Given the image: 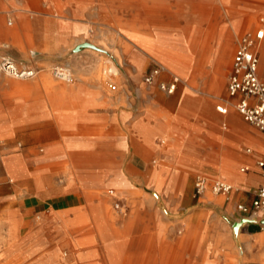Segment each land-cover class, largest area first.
<instances>
[{"label": "rangeland", "instance_id": "obj_1", "mask_svg": "<svg viewBox=\"0 0 264 264\" xmlns=\"http://www.w3.org/2000/svg\"><path fill=\"white\" fill-rule=\"evenodd\" d=\"M246 2L248 9L238 18L239 29L231 44L229 62L217 73L218 80L214 86L219 92L217 95L231 104L227 87L237 40L245 31L260 28L261 21L264 25V0ZM111 8L106 0L102 3L98 0H18V3L8 0L6 5L0 6V17L6 23L0 27L17 29L19 36L8 39L0 32V44L5 46L0 49V224L13 216L12 220L19 224V241L23 245L19 249V257H4L2 253L6 246L3 236L7 233L0 231V264H264V244L262 248L255 246L254 253L245 244L249 238L255 239L246 225L239 224L234 197L207 191L200 200L193 198L197 175L219 176L195 170L186 181L174 176L173 183L169 184L168 172L183 170L177 167L167 169L158 158L152 160L149 167L139 164L141 171L135 173L130 167L133 162L132 143L127 140L126 125L117 128L110 120L103 119L88 126L84 120L73 116L81 108L78 103L63 100L61 104H51L55 87H69L81 79L91 80L92 74L102 82L104 97L121 101V108L128 107L123 102L131 101L129 111L133 114L141 111L140 102L145 96L159 90L168 94L161 90L160 83L169 79H157L153 85L144 80L155 68L167 69L166 60L159 55L157 41L147 39L155 50L146 51L121 30L125 25L144 39L145 23L155 20L161 9L116 7L115 14H112ZM156 27H159L158 23ZM188 33V40L194 41L190 28ZM14 41L19 45L13 44ZM168 43L173 52L168 57H177L176 63L181 70H191L194 62L198 64L199 57L193 51L177 49L179 43L176 40ZM263 47L264 41L260 49L263 58L260 59L261 77L264 76ZM204 50L207 53L208 47ZM134 53L138 54L134 58L138 66L130 60ZM4 57L13 60L20 71H33L34 76L16 78L6 74L1 70ZM200 59L199 64L202 65L207 55L200 56ZM112 67L117 68L118 74H109ZM56 69L68 73L73 82L57 75ZM181 73L171 71L168 75L170 79L177 77L185 89L189 84ZM110 82L117 86L116 91L110 90ZM198 88V85L193 87L194 90ZM222 105V102L218 104ZM185 125L186 121L183 122ZM113 136L125 139L123 166L116 171L127 183L109 182L98 190L108 201L110 220L107 224L115 234L114 244L119 248L118 255L110 258L94 223L79 222L81 213L78 210L85 201L78 181L71 179L69 184L59 166L48 168L45 162L35 166L32 161L35 154L45 155L49 145L59 148L66 139ZM180 138L178 134L171 138L157 136L155 147H161L163 155L169 149H176ZM20 153L25 154L28 166L26 176L15 184L7 176L3 160ZM38 166L42 192L53 190L57 185H70L75 193V198L70 200L72 209L51 217V201L39 203L33 198L40 194L35 191L32 178ZM169 187L172 190L169 191ZM175 192L179 195L171 197ZM174 203L175 212L169 208ZM144 208L155 214L146 243L140 239ZM129 218L133 219L130 227ZM160 223L163 231L157 229ZM254 225L250 224V227ZM55 251L57 254L52 257ZM197 252L200 255L198 259Z\"/></svg>", "mask_w": 264, "mask_h": 264}, {"label": "crops", "instance_id": "obj_2", "mask_svg": "<svg viewBox=\"0 0 264 264\" xmlns=\"http://www.w3.org/2000/svg\"><path fill=\"white\" fill-rule=\"evenodd\" d=\"M10 1L18 3V0ZM104 1L98 0L100 3ZM106 1L112 8L144 7L161 9L159 14L155 16V20L152 19L153 21L150 23H145L146 27H144V39L156 40L159 55L166 60L162 62L165 63L167 69L164 68V72L158 80L168 81L169 79L168 82H170L172 78L170 79L168 72L169 74L171 71L182 72L181 75L189 85H187V88L182 89L178 84L176 91L179 90V92L177 95L166 94L159 90L150 96H145L140 102L141 107L139 109L141 111L133 114L129 111L131 101L123 102L128 107L121 108L119 106L122 104L121 101L104 97L102 82L97 75L92 74L91 80L81 79L82 81L76 84L73 83L69 87H55L51 104H61L63 100L78 103L81 108L73 116L84 120L83 123L88 126L95 125L96 122L103 119L110 120L112 125L117 128L126 125L127 140L132 143L133 162L130 163V167L135 170V173L141 171L140 165L149 167V163L158 158L163 167H167V169L177 167L183 170L176 171L177 173L168 172L169 184L173 183L174 176L186 181L191 175L190 173L195 170L219 177L199 174L201 176L221 179L232 184L237 188V192H234L231 197L236 200V212L239 214V220L241 214L237 211V205H250L263 183V178L256 163L264 155V134L248 123L240 113L234 111L231 102L221 99L217 95L219 92L215 91L214 86L218 80L217 73L229 62L231 44L236 31L239 29L238 18L241 17L244 10L248 9L247 0ZM7 3L8 0H0V6ZM113 14L115 13L113 12ZM19 17H21V14H19ZM157 23L159 27H156ZM174 24L175 27L173 28ZM1 25H6L3 17H0ZM260 25L261 27L257 30L264 29L262 21ZM189 28L195 42L188 40ZM129 29L131 31V28ZM14 30L18 36V30ZM251 31L256 32L253 30L245 31L243 35ZM156 33H158V36H155ZM127 37L132 40L131 36L127 35ZM240 38L237 40L236 49ZM169 40H176L179 43L176 48L179 50H184V45H190V51H193V54L199 57L197 58L198 64L194 62L191 70H181L176 63L177 57L175 59L168 57L169 53H173L168 46ZM263 41L264 39L258 43L255 49L259 59H261L260 48ZM13 44L19 45L17 41H14ZM206 47H208L207 53L204 50ZM226 48L230 49V54L227 64H223L221 54ZM144 54L148 56V54ZM137 55L135 53L131 54L130 58L136 66L138 65L133 60ZM202 55H207V59L205 63L200 65V56ZM144 61H142V64ZM186 75L189 77L187 78ZM260 78L264 79V76ZM197 85L198 90H194L193 87ZM220 102L223 103V107H226V113H221L218 110V107H222L218 106ZM104 109L106 112H103ZM184 121H186L185 126H183ZM176 134L181 137L178 146L176 149L167 150L162 155L161 147H155L156 137L166 136L171 138ZM122 138L113 136L98 139L82 137L66 139L59 148L49 145L45 155L35 154L32 161L35 166L41 162H45V166L47 165L48 168L53 165L59 166L68 178L69 184L72 182L71 179L78 181L79 190L85 201L83 207L78 210L81 213L79 222L81 224L94 223L100 237L105 242V253L110 258L118 255L119 248L114 244L116 242L113 237L115 234L113 235L107 224V221L110 220L108 201L100 195L98 190L106 187L109 182L127 183L122 174L116 171V168L123 166L122 159L126 154L125 139ZM248 150H251V152H248ZM27 162L23 153L4 158L3 166L7 176L15 184H18L26 176ZM241 166L244 167L240 169ZM244 168H249V171L243 172L242 169ZM38 169H40V166L33 171L32 178H34L36 186L35 191L40 194L34 195L33 198L38 200L39 203L51 201V212L49 213L51 217L72 209L70 200L75 198V193H73L70 185H57L53 190L42 192L38 182L40 177ZM222 175L225 177H222ZM170 189L172 190V187H169V191ZM175 195L178 196L179 193H172L171 197L176 198ZM192 196L195 198L194 194ZM201 197L196 199L200 200ZM169 208L175 212L176 203L170 204ZM154 215L150 210L144 208V217L140 225V239L144 243L147 242L151 231ZM12 219L13 216H9L7 218L8 222L0 224V231L7 233L3 236V242L6 246L5 252L2 253L4 257L12 255L19 257V249L23 247L22 242L19 241V224ZM132 220V218L128 220L129 227L132 225ZM161 224L157 226V229L163 231V225ZM246 226L247 231H250V235L255 241L249 238L245 244L254 253L255 246L263 247L264 242L261 240V235L264 233V229L258 224L252 227L250 225ZM53 254L52 257H55L57 252L55 251ZM196 256L198 259L200 256L198 252ZM84 257L83 255L82 258Z\"/></svg>", "mask_w": 264, "mask_h": 264}, {"label": "built area", "instance_id": "obj_3", "mask_svg": "<svg viewBox=\"0 0 264 264\" xmlns=\"http://www.w3.org/2000/svg\"><path fill=\"white\" fill-rule=\"evenodd\" d=\"M264 39V29H259L256 32H249L243 35L236 49L232 70L229 75L228 95L232 101V106L240 113L243 118L256 127L264 134V79L259 76L260 59L255 51L256 46ZM3 47L0 45V49ZM16 66V67H15ZM17 65L10 58H2L1 70L6 74L17 75L19 72L20 78H30L34 76L33 71H20ZM18 70V71H17ZM164 72V68H155L145 77V82L149 85L156 83L157 79ZM57 75L65 80H72L68 73L61 69H56ZM109 74H114L109 71ZM180 80L173 77L170 82H161V90L168 94H174ZM111 91H116L117 86L112 82L109 84ZM221 113H226V107H218ZM251 152V150H248ZM257 168L263 178V183L256 192L255 198L250 205L238 204L237 211L241 214L240 219L253 221L257 219L259 222L264 221V155L257 161ZM243 172L249 171V168L242 169ZM207 191H211L215 195L229 197L237 188L232 184L221 180L212 179L206 176H197L195 179L194 197L199 198ZM112 194L114 192H111ZM239 219V220H240ZM264 229V222L260 224Z\"/></svg>", "mask_w": 264, "mask_h": 264}, {"label": "bare ground", "instance_id": "obj_4", "mask_svg": "<svg viewBox=\"0 0 264 264\" xmlns=\"http://www.w3.org/2000/svg\"><path fill=\"white\" fill-rule=\"evenodd\" d=\"M115 9L116 8H111L110 10H111V12H112V14H113V12L115 13ZM5 26V25H4ZM121 30L123 31V32H125L127 35H129V36H131V38L135 41V42H137V44H139L141 47H143L146 51H152V52H154V48H153V43H148V41H146V40H144V39H142V38H140L139 36H137L136 35V33L135 32H133V30L131 29V31H130V29H129V27H127V26H125V25H123V26H121ZM0 32L2 33V34H4L7 38H12V39H16L18 36H17V34H16V31L13 29V30H8V29H3V28H1L0 27ZM28 40V39H27ZM29 42V41H28ZM154 42H156V41H154ZM1 45V44H0ZM2 46V45H1ZM2 47H5V46H2ZM7 47V46H6ZM261 47H262V45H261ZM140 48V47H139ZM183 48H184V50H186V51H190L191 50V46L190 45H184L183 46ZM264 48V47H263ZM261 49V48H260ZM264 51V50H263ZM229 54H230V49L229 48H226V49H224L223 50V52H222V54H221V58H222V61H223V64H227V62H228V58H229ZM142 59H144V58H142ZM261 59H263V58H261ZM139 60V59H138ZM134 61H136V60H134ZM261 61V60H260ZM139 62V61H138ZM261 63H259V71H258V73H259V76H260V65ZM137 65H138V63H137ZM140 65V64H139ZM263 66V65H262ZM16 67V66H15ZM18 69V68H17ZM18 71V70H17ZM109 71H111V72H113L115 75H116V73L118 74V70H117V68L115 67H112V68H110L109 70H108V72ZM8 75H10V76H12V77H16V78H19V72H16V74L17 75H11V74H9V73H7ZM262 74V73H261ZM186 77L188 78L189 76L188 75H186ZM261 77V76H260ZM69 82H73V80H70ZM230 184V183H229ZM97 202V201H96ZM261 240L264 242V233L261 235ZM11 242H13V241H11Z\"/></svg>", "mask_w": 264, "mask_h": 264}, {"label": "water", "instance_id": "obj_5", "mask_svg": "<svg viewBox=\"0 0 264 264\" xmlns=\"http://www.w3.org/2000/svg\"><path fill=\"white\" fill-rule=\"evenodd\" d=\"M239 224L240 225H250V224H258V225H260V224H262L263 222H259L257 219H254L253 221H250V220H246V219H240L239 221Z\"/></svg>", "mask_w": 264, "mask_h": 264}]
</instances>
